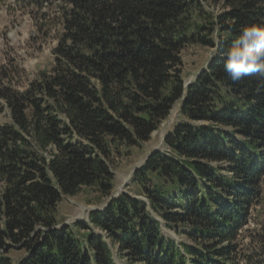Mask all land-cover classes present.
Listing matches in <instances>:
<instances>
[{
    "label": "trees",
    "instance_id": "16d2710c",
    "mask_svg": "<svg viewBox=\"0 0 264 264\" xmlns=\"http://www.w3.org/2000/svg\"><path fill=\"white\" fill-rule=\"evenodd\" d=\"M18 1L59 2L61 30L50 70L22 88L0 77V264H118L113 250L124 264H237L264 188V79L233 82L220 53L264 25V0L217 13L209 0ZM190 44L216 51L186 86ZM177 102L184 119L137 174L147 200L123 192L64 224L63 198L111 196L112 148L148 141Z\"/></svg>",
    "mask_w": 264,
    "mask_h": 264
},
{
    "label": "rangeland",
    "instance_id": "374dc122",
    "mask_svg": "<svg viewBox=\"0 0 264 264\" xmlns=\"http://www.w3.org/2000/svg\"><path fill=\"white\" fill-rule=\"evenodd\" d=\"M204 5L215 13L224 9V2L221 0L204 1ZM58 9L59 2L45 4L39 8L18 0H0V77L4 78L6 72L12 71L17 74L14 83L22 88L39 71L52 68L53 48L61 30ZM214 52V48L198 44H190L182 50V77L185 85L206 68ZM183 119L180 102H177L170 115L162 121L148 141L139 146L113 147L110 159L115 179L111 196H102L95 187H83L78 194L63 198L59 204V219L64 221V224H73L77 220L88 221L91 210L103 209L110 197L123 192L147 200L142 193L141 184L136 181L138 171L151 153L166 149V133ZM9 121L8 111L3 108L0 100V125ZM259 200L260 203L255 206L239 238L240 256L237 257V264H264L260 236L264 231V188ZM94 229L100 232L99 228ZM164 232L176 240L185 239L173 230L165 228ZM113 252L116 262L124 264L125 260L118 257L115 250ZM22 255L23 252H12L14 260Z\"/></svg>",
    "mask_w": 264,
    "mask_h": 264
},
{
    "label": "clouds",
    "instance_id": "9594fccd",
    "mask_svg": "<svg viewBox=\"0 0 264 264\" xmlns=\"http://www.w3.org/2000/svg\"><path fill=\"white\" fill-rule=\"evenodd\" d=\"M220 55L225 60L224 71L233 82L253 74L264 79V25L242 27L232 46Z\"/></svg>",
    "mask_w": 264,
    "mask_h": 264
},
{
    "label": "water",
    "instance_id": "95a60500",
    "mask_svg": "<svg viewBox=\"0 0 264 264\" xmlns=\"http://www.w3.org/2000/svg\"><path fill=\"white\" fill-rule=\"evenodd\" d=\"M189 83H190V82H189ZM189 83H187L186 86H187Z\"/></svg>",
    "mask_w": 264,
    "mask_h": 264
}]
</instances>
